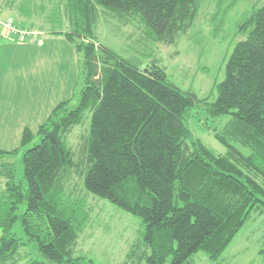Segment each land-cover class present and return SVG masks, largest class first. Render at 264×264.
<instances>
[{
  "label": "trees",
  "instance_id": "trees-1",
  "mask_svg": "<svg viewBox=\"0 0 264 264\" xmlns=\"http://www.w3.org/2000/svg\"><path fill=\"white\" fill-rule=\"evenodd\" d=\"M203 1H66L70 28L63 35L83 56V89L76 107L59 103L36 134L24 130L19 148L0 151L15 157L40 138L23 153L22 176L15 163L0 164V264H19L29 244L48 261L29 264H96L75 255L86 221L62 187L73 165L65 137L86 111L88 156L78 175L88 193L141 218L144 248L136 245L131 264H191L198 252L216 261L252 213H264V4L240 25L247 37L232 51L208 105L212 117H232L215 134L226 155L188 130L185 114L199 103L194 93L169 82L163 69L143 70L97 41V9L105 7L124 24L138 18L155 41L176 45Z\"/></svg>",
  "mask_w": 264,
  "mask_h": 264
},
{
  "label": "rangeland",
  "instance_id": "rangeland-1",
  "mask_svg": "<svg viewBox=\"0 0 264 264\" xmlns=\"http://www.w3.org/2000/svg\"><path fill=\"white\" fill-rule=\"evenodd\" d=\"M66 1L0 0L2 17L8 12L5 16L17 28L37 32L35 38L25 40L9 35L0 38V96L7 99L6 104H0V151L19 148L24 130L28 128L36 134L59 103L71 100V108L79 103L84 84L83 56L64 35H55L66 33L70 28ZM263 4L264 0H204L193 27L176 45L155 41L138 18L124 24L105 7L97 9L95 32L100 44L124 59L143 70L159 67L165 71L169 82L194 93L199 103L193 104L185 114L188 130L215 154L226 155L228 147L220 143L215 134L221 132L232 117H212L208 105L218 95L215 86L225 79L232 51L247 37L239 31L240 25L254 7ZM35 28L47 35L41 36ZM44 36H47L46 44L38 45ZM91 119V111H86L82 121L65 137V144L73 153V165L65 172L62 187L66 195H72L80 216L86 221L75 255L86 256L96 264H131L136 245L142 251L144 248L139 244L144 231L141 218L88 193L78 175L77 165L88 156ZM39 141L36 136L15 157L0 156V164L15 163L22 176L23 153ZM231 145L244 156L252 154L249 147L236 142ZM2 234L0 229V236ZM36 248L33 244L23 247L19 264H29L31 260L47 263ZM263 248L264 213L254 212L218 260L212 261L204 252H198L190 262L264 264V255L260 254Z\"/></svg>",
  "mask_w": 264,
  "mask_h": 264
},
{
  "label": "built area",
  "instance_id": "built-area-1",
  "mask_svg": "<svg viewBox=\"0 0 264 264\" xmlns=\"http://www.w3.org/2000/svg\"><path fill=\"white\" fill-rule=\"evenodd\" d=\"M0 27L5 35L15 36L20 40H25L32 38L37 35V32H32L31 30H22L17 28L16 25L10 20L2 21L0 18Z\"/></svg>",
  "mask_w": 264,
  "mask_h": 264
},
{
  "label": "crops",
  "instance_id": "crops-1",
  "mask_svg": "<svg viewBox=\"0 0 264 264\" xmlns=\"http://www.w3.org/2000/svg\"><path fill=\"white\" fill-rule=\"evenodd\" d=\"M9 10H10V9H9ZM7 14H8V12L5 13V15H7ZM5 15L3 16V17H5L4 19L12 21L11 19L8 18V16H5ZM0 16L2 17L1 14H0ZM3 17H2V18H3ZM12 22H13V21H12ZM35 31H40L41 33H40V32H39V33H40L41 36H43V35H47V34H44V33H47V32H45V31H41L40 29H36V28H35ZM2 33H3V31H2V29H0V38H3V37H4V39H5V38H8L4 33H3V34H2ZM63 34H64V33H59V34H55V35H56V36H62V37H63ZM40 35H38V36H40ZM44 37H46L45 40H44ZM44 37L42 38V40H40V41L38 42V45L41 44V43L46 44V42H47V36H44ZM32 38H33V37H32ZM34 38H35V37H34ZM34 41H35V42H34L33 44L36 45V40H34ZM43 44H42V45H43ZM5 100H7V99H5L4 97L0 96V104H6V103H5ZM12 104H14V103H12Z\"/></svg>",
  "mask_w": 264,
  "mask_h": 264
}]
</instances>
